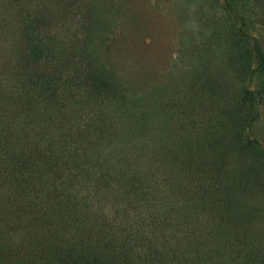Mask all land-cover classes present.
Listing matches in <instances>:
<instances>
[{
	"label": "trees",
	"instance_id": "trees-1",
	"mask_svg": "<svg viewBox=\"0 0 264 264\" xmlns=\"http://www.w3.org/2000/svg\"><path fill=\"white\" fill-rule=\"evenodd\" d=\"M218 9L179 41L189 77L150 85L113 45L118 0H0V264H264L231 192L264 159V0Z\"/></svg>",
	"mask_w": 264,
	"mask_h": 264
},
{
	"label": "rangeland",
	"instance_id": "rangeland-1",
	"mask_svg": "<svg viewBox=\"0 0 264 264\" xmlns=\"http://www.w3.org/2000/svg\"><path fill=\"white\" fill-rule=\"evenodd\" d=\"M118 1L125 8L128 18L115 24L113 45L121 52L122 58H125L124 62L129 66L130 73L139 76L146 74L147 83L156 85L164 81L169 82L174 72L173 67L181 70L180 74L175 71L173 77L180 79L185 76L187 79L189 74L186 69L190 64L189 61L186 67L182 60H176L179 41L184 39L185 34L199 31L202 20L209 14L213 15L209 20H218L220 18L218 7L221 6V0ZM208 11L211 13H207ZM260 35L264 38L263 29ZM190 61L193 62L194 58H190ZM220 72L224 73L223 70ZM230 84L231 82L228 81L223 82V89L237 94L240 91L239 85L235 81ZM215 96L218 98V95ZM204 120L205 118L202 117V125L206 123ZM254 128L264 146L263 107L259 108V116ZM231 141L232 136L225 132L221 138L224 149L222 153L214 157V162L222 164L216 169L222 179L228 175L235 176L236 170L242 168V162L236 158ZM252 167L246 179L236 176L233 180L235 185L232 186L231 192L234 197V209L238 216L240 212H245V218L250 223L264 226V159L262 163ZM251 180H255L256 183L249 184ZM244 181L251 189L247 193H238L237 184Z\"/></svg>",
	"mask_w": 264,
	"mask_h": 264
}]
</instances>
